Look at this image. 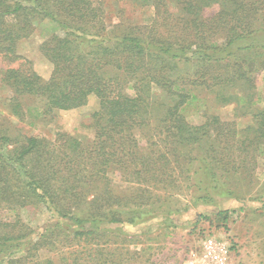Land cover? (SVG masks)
Segmentation results:
<instances>
[{
    "label": "trees",
    "instance_id": "trees-1",
    "mask_svg": "<svg viewBox=\"0 0 264 264\" xmlns=\"http://www.w3.org/2000/svg\"><path fill=\"white\" fill-rule=\"evenodd\" d=\"M170 3L181 15L158 11L161 21L146 32L111 37L104 33L103 11L91 0H0V56L9 63L1 82L11 94L10 113L25 118L23 97L41 98L42 117L51 118L57 111L87 106L92 95L100 103L87 126L95 132L91 144L69 134H58L55 142L40 134L12 137L0 123V207L16 211L42 204L51 215L38 239L18 216L13 222H0V264H58L41 258L44 248L61 253L71 249L70 256L68 251L60 255V264H126L106 252L112 248L110 236L122 234L114 226L144 225L156 219L157 228L183 226L176 218L179 213L155 217V205L149 202L163 198L152 189L180 192L175 184L195 159L193 145H203L205 137L214 134L220 148L213 144L205 150L203 162L216 154L224 172H230L231 165L243 169L249 160L264 156V109L253 104L255 80L246 62L236 63L228 75H218L208 85L217 88L208 100L238 103L252 115L251 124L240 131L214 114H205L202 127L191 126L185 111L198 93L185 90L182 77L176 78L181 64L198 74L208 67L229 66L231 59L250 52L263 56L264 0ZM214 6L218 12L205 16ZM168 15L176 19L175 24L166 25ZM41 19L54 21L61 30L40 46L53 65L48 80L17 53L18 43L32 34L34 22ZM215 35H224V44L208 42ZM192 82L191 90L197 92L202 91L193 88H205L207 83ZM156 90L164 92V97L156 95ZM136 131L159 135L162 149L139 155L134 150ZM153 154L166 160V167L127 169L146 167ZM176 167L182 169L179 177ZM111 175L120 176L126 186L113 184ZM217 181L216 170L203 165L200 191L204 195L199 200L216 194ZM228 214L220 211L217 217L226 222ZM150 232L146 229L143 234ZM81 248L86 257H80ZM16 253L23 256L15 259Z\"/></svg>",
    "mask_w": 264,
    "mask_h": 264
},
{
    "label": "rangeland",
    "instance_id": "rangeland-1",
    "mask_svg": "<svg viewBox=\"0 0 264 264\" xmlns=\"http://www.w3.org/2000/svg\"><path fill=\"white\" fill-rule=\"evenodd\" d=\"M91 1L99 11H103L104 33L111 37L136 31L146 32L149 28L156 26L158 20L161 21L158 11H170L171 15L179 12L172 8L170 0ZM217 12L214 6L205 11V16L210 18ZM171 15H168L166 25L175 24L176 19ZM33 26L32 34L18 43L17 53L31 61L35 71L43 79L48 80L52 75L53 65L41 53L40 46L52 36L60 34L61 30L59 25L50 19L36 20ZM161 29L167 31L165 26ZM213 41L222 45L225 37L215 35L213 38H208V42ZM239 62H246V67L255 80V87L252 90L254 106L264 109V55L257 57L255 53L250 52L237 59H231L229 66L208 67L203 69L204 71L200 70L198 74L193 67L181 64L178 67L176 78L182 77L185 90L198 93L196 102L185 111L191 126L202 127L206 122L205 114L217 115L221 121L232 123L239 131L251 124L252 115L246 113L242 105L235 102L222 105L208 100L214 96L213 91L217 89L208 87L213 84L211 79L218 75H228L233 65ZM8 64L0 56V112L2 113L0 123L8 129L10 136L40 134L50 142H55L58 134H69L85 144L93 142L95 132L87 126L92 114L100 108L99 100L94 95L90 97L87 106L71 111H57L52 118L42 117L44 101L41 98L23 97L22 102L26 115L24 119H18L10 113L11 94L9 88L1 82ZM208 79L211 80L210 83ZM193 80L207 82L205 88L202 86L193 88L202 92L191 90ZM155 94L164 97L165 93L156 90ZM213 136L215 135H210V138L205 137L203 145L201 143L193 145L194 150L191 152L195 159L184 167L183 171L187 169V173L183 174L175 184L180 187V192L152 189L154 193L163 195L161 202L156 203L152 200L149 202V206L152 205L151 203L155 205V217L160 218L164 214L179 213L176 218L183 226L171 230H167L166 227L157 228L159 223L157 219L144 225H132L125 222L114 226L120 229L122 234L117 233L118 236H110L112 248L108 247L106 252L113 253L111 259H124L126 264H195V257L202 255L204 241L207 238H213L217 242L226 243L227 264H264V156L258 157L256 161L249 160L243 169L231 165L228 169L238 168L236 173L232 170L224 172L220 163L216 162L218 161L216 154H212V159L208 158V163L203 162L207 155L205 150L213 144L220 148L219 142L215 141ZM134 137L136 140L134 150L139 155L156 153L163 147L159 142V135L151 137L136 131ZM188 150L189 148H181L182 152H188ZM203 165L214 168L218 180L216 182L218 189L214 192L216 194H210L205 201L199 200V197L204 195V192L200 191L202 187L200 173ZM147 167L164 168L166 160L160 158L159 154H153L147 159L146 167L133 166L127 169L134 171L141 168L147 169ZM114 168L121 169L122 167ZM168 168L172 169L173 166ZM175 170L176 176L179 177L182 169L176 167ZM110 177L113 184L126 186L122 183L120 176L111 175ZM221 191H223L222 195L217 194ZM220 211L229 213L226 222H223L221 217H217ZM16 216L33 231L35 239L39 238L43 231L42 227L51 217L42 204L18 208L16 211L9 210L7 206L0 207V222H13ZM146 229L152 232L144 235L143 232ZM84 250L80 249L83 252V254L80 253V257H86ZM71 251V249H63L62 253L66 252L70 256ZM62 253L56 251V248L53 250L44 248L40 256L43 260L53 259L60 264ZM21 256L23 253H16L13 257L16 259ZM2 264L9 263L4 261Z\"/></svg>",
    "mask_w": 264,
    "mask_h": 264
},
{
    "label": "built area",
    "instance_id": "built-area-1",
    "mask_svg": "<svg viewBox=\"0 0 264 264\" xmlns=\"http://www.w3.org/2000/svg\"><path fill=\"white\" fill-rule=\"evenodd\" d=\"M228 248L226 243L217 242L213 238H207L203 243V251L200 257H195V264H227Z\"/></svg>",
    "mask_w": 264,
    "mask_h": 264
}]
</instances>
